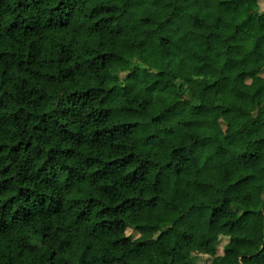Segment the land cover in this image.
Returning a JSON list of instances; mask_svg holds the SVG:
<instances>
[{
    "label": "trees",
    "instance_id": "obj_1",
    "mask_svg": "<svg viewBox=\"0 0 264 264\" xmlns=\"http://www.w3.org/2000/svg\"><path fill=\"white\" fill-rule=\"evenodd\" d=\"M259 1L0 0V264H264Z\"/></svg>",
    "mask_w": 264,
    "mask_h": 264
},
{
    "label": "rangeland",
    "instance_id": "obj_2",
    "mask_svg": "<svg viewBox=\"0 0 264 264\" xmlns=\"http://www.w3.org/2000/svg\"><path fill=\"white\" fill-rule=\"evenodd\" d=\"M264 9V0H260L259 1V10ZM130 231V230H129ZM228 240V236L226 235H221L219 240L216 243V253L217 254H221L224 251V245ZM213 255H209V254H196L194 256H192V264H217V263H213Z\"/></svg>",
    "mask_w": 264,
    "mask_h": 264
}]
</instances>
